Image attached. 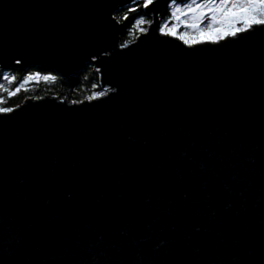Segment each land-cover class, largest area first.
<instances>
[{"label":"water","instance_id":"obj_1","mask_svg":"<svg viewBox=\"0 0 264 264\" xmlns=\"http://www.w3.org/2000/svg\"><path fill=\"white\" fill-rule=\"evenodd\" d=\"M131 3L0 0V69L108 87L0 113V264H264V31L189 48L156 0L121 48Z\"/></svg>","mask_w":264,"mask_h":264},{"label":"snow or ice","instance_id":"obj_2","mask_svg":"<svg viewBox=\"0 0 264 264\" xmlns=\"http://www.w3.org/2000/svg\"><path fill=\"white\" fill-rule=\"evenodd\" d=\"M155 2L156 0H142V3L141 0H132L134 6L127 8L120 19L127 20L130 13L138 12L140 8L150 9ZM146 15L147 13H138L134 17L128 30L134 38L137 33H148L149 28L157 22L155 19H147ZM181 28L184 30L179 31ZM155 30L163 36L174 37L189 48L205 43L218 44L226 38H236L242 33L264 31V0H169V15L161 18ZM132 42L125 41L120 47L125 48ZM16 63L20 64L21 61L16 60ZM0 79L7 83V86L0 83V92L7 93L11 98L31 81L50 80L55 77L30 72L17 82L16 75L3 72L0 73ZM14 84L15 87H12ZM105 95V91L93 92L87 99L91 101ZM3 103L4 98L0 96V104ZM13 111L11 107H0V113Z\"/></svg>","mask_w":264,"mask_h":264},{"label":"trees","instance_id":"obj_3","mask_svg":"<svg viewBox=\"0 0 264 264\" xmlns=\"http://www.w3.org/2000/svg\"><path fill=\"white\" fill-rule=\"evenodd\" d=\"M142 3V0H141ZM134 5L131 3L127 6L119 8L115 12V17L122 24V32L120 43H124L125 41H134L136 37L139 35L137 33L135 38L129 34V28L131 27V23L134 20V17L137 16L138 13L143 14L144 9H138V12L130 13L127 20H121L120 17L126 11L127 8L133 7ZM169 15V6L165 8L160 13V18H166ZM147 19H150V15H146ZM9 72L10 74L17 76V82L22 80L23 77L30 72H40L41 75H51L55 77V79L50 80H39V81H31L19 93H17L14 97L9 98L7 93L0 92V96H3L4 103L0 104V107H17L27 98L34 97H44L47 95H56L60 96L62 99H67L70 102H80L86 99L88 96L92 95L93 92H100L99 86V75L97 70L92 64H86L85 67L71 75L68 78L61 77L57 73L52 70L42 69L39 67H27V68H11L9 70L0 69V73ZM0 83H5L6 81L0 79ZM96 87H93V85ZM15 87V84L12 85Z\"/></svg>","mask_w":264,"mask_h":264},{"label":"rangeland","instance_id":"obj_4","mask_svg":"<svg viewBox=\"0 0 264 264\" xmlns=\"http://www.w3.org/2000/svg\"><path fill=\"white\" fill-rule=\"evenodd\" d=\"M169 6V3H168V5L166 6V8ZM150 19H151V17H150ZM205 24L207 23V21H205L204 22ZM184 29L183 28H181V29H179V31H183ZM99 75V74H98ZM99 83V82H98ZM99 86H100V84H99ZM107 90H108V87H105V88H101L100 87V91H105V92H107ZM87 99V98H86Z\"/></svg>","mask_w":264,"mask_h":264}]
</instances>
